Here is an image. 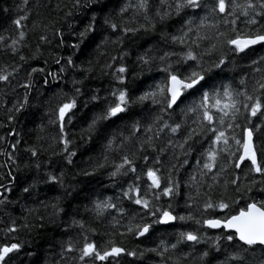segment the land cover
Returning a JSON list of instances; mask_svg holds the SVG:
<instances>
[{
    "label": "snow or ice",
    "instance_id": "snow-or-ice-1",
    "mask_svg": "<svg viewBox=\"0 0 264 264\" xmlns=\"http://www.w3.org/2000/svg\"><path fill=\"white\" fill-rule=\"evenodd\" d=\"M29 2L22 0L18 14L10 18L14 34H0V51L19 60L0 65V84H11L28 65L25 82L17 85L25 95L7 108L8 124L27 108L35 79L42 77L50 88L68 73L81 78L71 80L70 93L61 90L44 101L48 123L57 130L52 140L59 151L52 155L64 163L42 160V147H25L31 163L24 167L30 175L22 184L18 166L15 173L0 175V212L21 198L36 197L40 185L62 190L63 195L39 201L50 224L63 225V232L78 230L60 243L53 264H264V0H69L63 12L67 32L37 20L29 29L33 9L41 6L39 0L32 7ZM55 10L61 11L60 4ZM73 17H80L77 25L69 22ZM30 31L37 39L34 50L27 42ZM148 36L151 42L142 43ZM54 40L67 54L39 64L42 48ZM85 49L88 57L77 63ZM240 61L246 63L236 73ZM97 67L108 79L103 95L100 88L85 90ZM145 71L159 76L146 87L138 82ZM226 71L239 78L228 77ZM137 106L140 113L134 111ZM82 109H89L91 116L78 117ZM78 119L86 123L81 139L95 136L105 143L102 158L75 175L93 178L105 170L110 182L106 187L119 190L116 196L85 195L83 214L78 203H64L77 192L65 165H72L77 155L67 126H75ZM116 121L123 122L127 135L110 130ZM8 135L19 133L13 129ZM6 139L0 136V143ZM20 143L16 139L11 151H0V156L16 165ZM112 152L118 161L109 160ZM187 167L192 171L182 180L181 170ZM0 168L10 169V164ZM17 188L20 195L12 199ZM178 207L187 211L178 212ZM21 208V224L9 213L6 223L0 220V264H12L22 252L36 256L19 232L36 227L29 216L45 217L38 208ZM104 220L100 231L95 225ZM171 235L174 240L165 238ZM149 239L154 245L141 248L140 242Z\"/></svg>",
    "mask_w": 264,
    "mask_h": 264
},
{
    "label": "trees",
    "instance_id": "trees-1",
    "mask_svg": "<svg viewBox=\"0 0 264 264\" xmlns=\"http://www.w3.org/2000/svg\"><path fill=\"white\" fill-rule=\"evenodd\" d=\"M22 0H0V9L8 8V13H0V34L5 36L14 34V26L10 24V18H15L18 14L16 11L17 5L21 4ZM37 3V0H30L29 7H32ZM39 4L41 5L39 9H33L32 14L28 20L29 29H31L32 21L37 20L41 24L52 23L55 27H59L67 32V25L63 20V12L67 10L65 5L70 7L69 0H39ZM60 4L61 11H56V5ZM46 5V7H45ZM37 11L39 12V16H37ZM80 17L70 18V23L73 25H77L79 23ZM51 35V32H49ZM158 38V37H157ZM71 41L72 37L68 38ZM152 37H142L141 42L144 40H148L151 42ZM29 48L32 50L35 49V44L37 43L36 35L31 31L29 32L28 39ZM147 45L145 44V47ZM24 54H28L29 49L22 50ZM43 57L39 61V64H43L45 59L51 60L52 56H59L61 54H67L66 49H58L56 47L55 40L51 46H44L42 48ZM89 49H85L84 54L79 56L77 63L81 60H85L88 57ZM134 59V57H133ZM18 57H12L10 54L0 51V65H10L14 63H18ZM104 58H100V64H103ZM33 66H36L37 62H31ZM246 63L245 61H240L239 66L236 69V73H239L240 67H242ZM231 67V66H230ZM28 65H24L21 71L17 74L16 78L11 81V84L4 85L0 84V102L3 103V107H0V124L8 125L7 127H0V136H5L7 139L4 143H0V151H11L9 147L10 144L15 143L16 139H20L21 143L17 146V151L14 153L16 159V165H11L10 162L6 161L4 156H0V164L9 163L10 169L0 168V175H4L7 171L12 170L15 173L17 166L22 170L20 173H16L20 176V183H24L25 175H30L27 169H25L24 165L26 163L30 164L31 160L29 154L24 152V148L31 145H37L38 147H42L46 151H44L42 160H54L57 161L58 164H63V159L60 156H53V151H59V145L54 144L52 137L56 135V128L54 125L48 123L50 118V114L46 115L47 106L44 104V101L52 96L53 93L64 91L71 92L72 84L71 80L73 78L80 79L79 73H68L66 74V79L60 83H53L51 87L45 86L41 81L42 77L37 78L33 81L34 87L31 90L29 95V104L27 108L21 113L16 114V119L8 124L7 121V108L12 106V103L22 98L25 95V90L22 87H18V84H23L25 82L26 73L24 69H27ZM56 68L55 65H51L49 70L54 71ZM236 73L232 71H226V75L228 77H232L236 75ZM242 74V73H240ZM93 78L85 81V90H90L91 88H100L101 95L104 94L103 89L108 85L107 77L100 76V69L97 67L96 71L91 74ZM156 76L159 78L158 74L155 72H147L145 71L143 75L138 78V82L143 81V86L146 87L147 84L152 83V77ZM238 79L239 76L236 75ZM39 90V93L38 91ZM143 90V88H141ZM86 99V97L81 98V102ZM52 103H55L53 99ZM150 106V105H149ZM134 111L137 113L141 112V107L137 106L134 108ZM179 112V110H177ZM87 113L88 116H91V111L89 109H82L81 112H78V117H83L84 114ZM75 126L68 125L67 131L74 141V150L77 152V155L73 158L74 163L72 165H65V171L67 173V179L71 181L73 185L76 186L77 192H74L73 198H65L64 203L67 205L69 201L73 206L79 204L81 208V213L83 214V206L87 203L85 199V195H90L93 198L96 197L97 194L100 196H116L119 194V190L115 187H106L109 185V180L107 178V174L105 170H101L96 174L93 178H86L83 176L75 175L80 172L81 169L90 168V166L97 160L102 158L103 154V145L104 141L100 140L97 137H93L91 140L85 137L81 139L80 130L83 127H86V123L82 120H76ZM41 126L43 131L40 130L37 126ZM15 130L19 133V136L13 137L9 136L8 133L11 130ZM116 130L117 133L123 131L125 135H127V131L123 127L122 121H116L114 124L110 126V130ZM41 137V139H37V137ZM119 141H117L118 143ZM207 146V145H205ZM131 147V146H129ZM119 156L115 153H109L110 161H118ZM190 161L194 163V156L189 157ZM142 163V161H141ZM110 170V169H109ZM192 171L191 167H187L186 170H181V177L183 179H187L188 174ZM243 175L242 173H240ZM74 177V178H73ZM246 182V181H245ZM20 195L19 188H17L12 194L11 198L16 199L17 196ZM63 195L62 190H49L46 189L43 185L39 186L38 195L34 198H21L17 203L9 205L4 209L3 212H0V220L5 223L8 221L9 216L5 215V213H9L12 218L17 220V224H21L23 222V210L21 205H25V207H34L38 208L39 215L45 217L44 220H40L35 216H29L28 222L30 224L36 225L32 231H28L25 229H21L19 232V238L26 242L25 246L27 250H30L36 253L35 257H28L23 252L19 257H14L12 264H30V261L39 260L40 264H45V259H47V264H53L56 259L57 253L60 251V243L62 241L67 240L69 237H75L77 235L76 229H69L68 232H63L62 227L56 228L52 224L48 222L47 213L45 212L43 207H39L40 200H48L52 196ZM179 204L183 205L184 197L183 192L181 197L178 198ZM125 207H128L127 202H124ZM135 207V206H132ZM178 212H186L187 210L183 207L177 208ZM84 218L87 220L88 216L84 215ZM107 224V220L102 221L101 223L95 225L99 228L100 231H104V228ZM41 225H47L46 228H42ZM4 226L3 223H0V228ZM181 227H196L195 225H177V228ZM173 230H169L171 233ZM166 239H173L174 235L166 236ZM99 239V237H97ZM135 241H130L129 246H135ZM154 242L149 240H143L140 242V247H152ZM201 246H197L199 248ZM184 251H188L187 248ZM223 259V249L222 254L220 256Z\"/></svg>",
    "mask_w": 264,
    "mask_h": 264
}]
</instances>
